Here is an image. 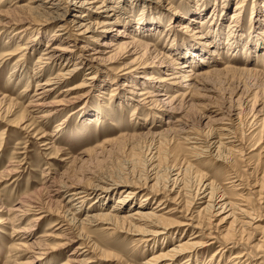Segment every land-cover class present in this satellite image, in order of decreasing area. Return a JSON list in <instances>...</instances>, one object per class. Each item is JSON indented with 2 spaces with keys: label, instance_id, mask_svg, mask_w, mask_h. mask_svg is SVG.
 <instances>
[{
  "label": "rangeland",
  "instance_id": "obj_1",
  "mask_svg": "<svg viewBox=\"0 0 264 264\" xmlns=\"http://www.w3.org/2000/svg\"><path fill=\"white\" fill-rule=\"evenodd\" d=\"M13 1L14 0H1L0 7H2V9L6 8L12 4ZM39 1L40 0H33L28 2V0H17L16 3L34 5ZM115 1L117 0H105V3L112 5L111 3ZM158 1L124 0L123 6L126 11L122 17L119 18L120 20L123 19L121 20L122 24L126 25L128 31L135 34L139 40L144 41L143 39L146 37L150 44H154L153 46L155 48L152 52L153 55L156 54L159 56L163 52L172 53L174 58L181 62V56L186 45L192 44L198 46L199 44L201 45V43L203 44L208 37L200 31V19L195 18V24H193V22L192 24L187 23L186 21L190 16V12H185V10H189L190 8L195 9V6H198L200 10L204 8L202 11L204 15H210V8L215 4V18L212 22L214 25L209 26L214 33L218 32L217 29L220 26V44L217 49L219 57L211 53V49L213 48L211 45H206L209 54H207L209 58L207 65L210 64V66L222 68L224 62V65H233L232 67H234L229 68L228 71L224 69L218 74L212 75L209 84L212 86L213 94L209 93L210 95L207 94V96H203L200 100H196L199 103L195 101V105L187 106L188 108L184 107L181 112L172 111L162 115V113L156 111V109L146 111L143 109L136 117L135 113H133V102L127 106L121 107V101H118L117 98L119 97L115 94L120 93L119 89L125 87H122L121 84H125L123 82H127L128 79H126L127 77L125 76H113L110 70L104 71V67H109V64L115 66L121 65L132 58L128 57L126 55L127 53L122 50H118L114 52L115 55L111 63H108L106 60H99L95 63V78H93L92 81L87 80V82L90 81V83L89 85H84V89L81 91V93L84 94L82 99L69 105L66 104L63 111L57 112L38 123V127L46 134L45 137L41 139L30 137L29 139L25 137L19 128L17 129V127L9 125L8 122L15 118H19L23 113L25 114L24 111L22 112L20 104L23 105L27 101L25 93H33L36 80H43L51 75V77H53L59 70L62 71L61 69L63 68H71L74 66L73 62L76 58L71 57L69 55L70 53L66 50H63V55L60 56V58H56L47 63L43 62L39 69H37L38 64H36V59L45 48L44 44L46 43V38L52 33L57 34L58 30H60L57 28L61 26V24H64V26L67 24L64 22L67 17L79 18L81 11L76 12L77 15H67L65 19L56 17L46 21H38L39 18H37L30 24V27L32 26L30 30L33 29L34 31H29L27 34L22 35V39L16 38L15 36H17V33H13V31L24 27L26 25L25 21L16 22L13 28L8 29L6 32H0V52L15 48L17 41L22 45L25 44L28 46V48L21 52H25V56L23 55V60L18 59L19 65L16 66V69H13L12 65L15 60H17L20 53L15 55L16 57L13 56L11 59L5 60L3 58L2 60V58H0V97L5 95L4 102L0 100V106L2 105V107H5L4 104H6L8 100H12L14 103H20L17 104L16 107L11 108V111L7 112L4 108L0 107V167L8 163L9 160H13L12 163H19L20 165L18 168L19 170L17 169V172L13 174L11 179L0 183V201L4 203V207L0 206V264H12V261L7 258V256L9 257L8 247L11 248L14 244L13 242L19 241L16 239L18 235H23L21 234L23 231L18 230L13 232V230L21 229L22 227H19V224L20 226H27V224H24L26 221L17 224L3 221L4 217L7 216L5 210L9 207L10 203L15 202L19 197L27 195L36 196L37 191L40 194V190H42L41 192L44 194L40 197V200L42 204L45 203L46 192L42 186V178L44 179V171H47L50 167L55 168V166L58 171H63L64 169L66 174L72 178L84 173L86 176L80 181L82 185L93 183V180L96 179L94 177L97 176H105V178L109 177V179L117 178V180L126 179L132 183L141 185V183L143 184L145 181L144 177L152 172L158 179L156 183L158 184V190H161L163 195L170 198L164 205L165 208L160 211L174 207L175 209L172 210L173 213H171L170 216L177 221L192 217L191 225H182L177 228L176 226H168L166 231L170 232L158 234L152 240L143 243L139 242L138 239L136 241L133 240L136 239L138 236L137 234L130 235L125 234V231L116 232L112 230H102L99 228L100 226L94 225L88 228L89 231L86 233L93 243L96 244L97 248L110 249L120 255L126 264H144L143 261L155 253L154 251H157L161 247H168L171 245L169 242L173 236H175L173 242L185 240L190 236V232H198L200 229L202 233L201 236H204V238L205 236H207L206 238L212 236L209 237V240H214L215 242L208 247L199 249L198 257L196 259L193 257V261H191L190 264H232L231 260H227L230 256V252L223 253L224 255L219 259V253L217 255L215 253L212 259H209L219 244L222 243V241L229 240L228 238L230 237H234L233 240L236 241V243H231V245H236L234 249H237L235 250L243 247L249 251L252 257L250 264H264V191L261 188L259 189L261 186L264 188V175H262L264 170V162L262 160L264 157L261 156L264 151V147H262L264 145V74L261 73V71H264V0L242 1V11L239 14L241 26L243 28L242 40L239 39L240 36L230 34L228 32L229 27L227 26L230 21L229 14L232 12L236 0H223V2L222 0H197V3H195L194 0ZM44 4L47 9L51 8V3L46 1ZM117 4L120 3L118 2ZM58 5V9H64L66 5L65 0H59ZM109 11L115 12L113 10ZM176 11L180 14H176ZM174 12L176 13L172 14ZM20 14H25V12H20ZM138 15H142L145 19L143 20L144 22L133 19ZM91 19L104 21L109 18L101 17ZM206 19H208V17ZM137 21H139V23H137ZM152 21L154 24L144 27L146 30L142 31V28L139 29L140 27L138 25L142 26L145 23L147 25V23ZM209 22L207 23L209 24ZM175 23H177V25H175ZM155 25L157 26L156 29L153 28ZM102 26V30L99 31L100 33L96 37L87 38L85 40L88 45H99L103 40L113 39L116 29L121 25L116 23L114 25L103 24ZM259 32H262V35ZM146 33H149L150 37L146 36ZM170 38H172V41ZM233 40H237L240 43L244 42L250 46V49L246 52L245 48L247 46L245 45L244 47H231V42ZM257 41L259 42L257 43ZM50 42L58 43L60 41L50 40ZM75 43L77 44V42ZM69 47L71 48V46ZM175 51H179V55L174 54ZM198 64L195 68L205 65L200 62H198ZM244 66L251 67V71H244L241 69ZM163 67L164 66L154 64L149 65L145 69L142 68V70L144 69L143 72L160 70L161 73L164 70ZM75 70L76 71L71 73L70 77L59 80L57 83L51 85V93L46 96L47 103H51L55 95L58 94L63 87L81 81L84 76L88 75L86 73L90 72L88 69L83 68L82 65ZM154 73L156 75L160 74L159 71H155ZM134 77H137L136 79L139 78L137 75H134ZM102 79H104V83L106 82L107 84L104 88L101 87ZM162 83L164 86H169L171 89L169 91L170 93H174L177 90H186V88L184 90L181 86L175 87L171 86L169 83ZM163 85L161 84L160 87L151 89L154 92H161L164 91L162 90V88H164L162 87ZM232 90L235 91V93ZM114 91H116V93ZM128 95L130 94L128 93ZM200 102L203 103L200 105L201 107L198 105ZM203 105H206V107H204L205 109H203ZM52 106L51 104L44 108H51ZM191 107L193 108L191 109ZM209 107H218L219 109H216L223 112L220 114L221 117L224 118L223 122L230 121V125H232L230 126L231 131L238 140L237 147H239L240 150L234 154H225L226 157L223 160H216L212 156H190L187 153L189 150L183 148L186 147V144H183L184 141L180 138L181 135L178 136L174 130H171L172 132L166 131L165 133L157 135L149 133H147V135L139 133L138 135V132H145L149 128L151 131L154 130L153 132L159 131V129L161 130L166 120H170V123H174L177 116H182L180 113H183L181 119L184 118L182 121L186 124L185 127L205 135L211 130L204 121V116L209 114V110L207 109ZM97 109H101L102 112L99 114V117H94L91 121L86 119L87 114ZM147 111L150 112L147 113ZM201 113L203 114L201 115ZM168 116L170 117L168 118ZM186 119L188 120L185 121ZM61 122L63 123L59 124ZM57 124L62 128L58 131H54ZM53 131L55 133L51 135ZM124 133L128 134L127 136L129 137ZM44 138L52 141V147L45 148V146L41 144L43 142L41 140ZM107 138H113V140L104 142ZM55 147L59 148L60 151L53 157H49L50 152L52 153ZM64 158L67 160L70 159V161L64 164L63 162L66 161L63 160ZM186 163H192V167L185 169L184 165ZM178 170L180 174L178 172L179 175L177 176L176 185H174L172 181L169 182L168 180L167 182L168 177L171 176L170 179L173 178V175H175V172ZM234 174L239 176L241 180L240 185L236 184L239 183L240 180L234 177ZM13 178H15V180L11 181ZM232 178H234L235 181L225 183ZM203 180H212L211 183L215 188L214 193L217 195H219L221 191L226 194L223 196H227V198L233 197V194L239 191L246 194V203L252 208V215L255 216V221L252 225L232 221L231 217L221 220L223 213L220 216H211L208 211L204 210L197 214L196 211L205 204V202L202 201L208 198L206 196L200 197L202 195L201 191H203ZM4 183L8 185L4 186ZM165 183L168 189L164 188ZM230 184L237 185V187L240 186V189H236V186H228ZM39 186H42V188L40 187L39 189ZM121 187L122 189L126 188V186L117 183L112 189L107 190L110 191L109 195H105L108 196L107 198L100 197L101 195L99 194L97 197H95V194H91L85 199L83 206L91 210L93 208V211L98 209H102V211L109 210L112 206L111 204L115 202L119 195L117 192ZM136 189V191L145 190L143 188ZM169 189L173 191H168ZM208 190L207 188L206 192ZM101 191L102 189L98 188L96 192ZM203 194H205V192ZM61 197L63 199H61ZM157 197H160V195H152L147 198L150 202H148V205H146L148 207L145 209H149V206L154 205L155 201H153V199ZM66 198H68L66 194L62 196V194L59 193V195L53 199L54 202L59 200L60 206L63 205L62 212H64L67 207L71 208L73 206L71 204H78V202H74L73 200H69L68 203H66ZM137 200L138 199H134L133 204ZM88 203L91 204V207L87 206ZM129 204L128 202L126 203V205ZM76 207L78 206H74V209H77V212L80 214L78 217L81 219L88 209H84L81 212V208ZM237 215L240 216V214ZM48 216L35 222L31 230V232L34 233V237L39 236V234L44 235V233L48 234L55 232V228L58 225L49 227L50 222L55 217L51 215ZM187 221H189V219ZM33 223L32 221L28 224ZM48 235L50 236L44 235L45 242L52 245V243L55 242V238L51 234ZM167 239L168 242H166ZM195 239L197 238L189 240ZM161 241H163V243H161ZM76 244L77 241L68 242L62 248L57 249L52 255H44L41 253V249L34 248L29 258L26 257V255H22L17 260L16 264H59L60 261L66 260L67 253ZM182 258L183 255L175 261V264H181ZM110 263H112L111 260H99L86 264Z\"/></svg>",
  "mask_w": 264,
  "mask_h": 264
},
{
  "label": "bare ground",
  "instance_id": "obj_2",
  "mask_svg": "<svg viewBox=\"0 0 264 264\" xmlns=\"http://www.w3.org/2000/svg\"><path fill=\"white\" fill-rule=\"evenodd\" d=\"M30 1L33 0H28V2ZM46 1L51 3L50 6L51 8L49 9L46 8V5L44 4ZM161 1L169 2L168 0H159L158 2ZM194 1L195 3H197V0ZM242 1L243 0L240 1L236 0V4L234 8L232 12L229 14L230 21L227 25L229 27L228 32L230 34H236L237 36H240L239 39H241L243 35V28L241 26L240 16H239V14L242 11ZM16 2L17 0H14L12 4H10L9 6L3 9L2 7H0V32L1 33L6 32L8 29L13 28V25L16 22L25 21L26 25L24 27L18 28L17 30L13 31V33H17V36L15 37L19 39L21 38L22 35L27 34L29 31L31 32L34 31L33 29L30 30L32 28V26L30 27V24L34 22L37 18H39L38 21L39 20L46 21L48 19H53L56 17H61L65 19L67 15L70 14L77 15L76 12L81 11L79 18L67 17V19L64 21L67 24L65 26L64 24H61V26L57 28L60 29L58 30L57 34L52 33L51 35H49L48 38H46L45 41L46 43L44 44L45 48L41 51V53L37 56L36 59L37 61L36 64H38L37 69H39V67L42 65L43 62L47 63V62H51L52 60H55L56 58H60V56L63 55L64 52L63 50H66L70 53L69 55L71 57L76 58L75 61L73 62L74 66L71 68H65V69L63 68L61 69L62 71L59 70V72H57L53 77H51L52 76L51 75L43 80L42 79L36 80V83L34 84L33 93L31 94L28 92L25 93V96H27V101L25 104L22 105L19 102L14 103L12 100H8L6 101L7 103L5 102L6 104H4L5 107H2V105L0 106L4 108L5 111L7 112V111H11V108L16 107L17 104L21 105L22 112L24 111L25 114L24 113L21 114L19 118H15L9 121L8 123L11 126L17 127V129L19 128V130L25 135V137H28L29 139L30 137H36V139H41L45 137L46 134L43 132V130H41L38 127L39 125L38 123H40V121H43L45 118L54 115L57 112L63 111L64 106L66 104L69 105L74 103L75 101L82 99L84 94H82L81 91H83L84 85H89L90 81H92L93 78H95L94 75L95 63L99 60H106L108 63H111V61H113L115 51L122 50L123 52L127 53L126 55L128 57H132V58L121 65L115 66L109 64L108 65L109 67L106 66L104 67V71L106 72L110 70L113 76L127 77L126 79H128V81L123 82L125 84H121L122 87L123 86L125 87L119 89L120 93H116V91L114 92L116 93L115 95L119 97L117 98L118 101H121L120 104L121 107L127 106L128 104H131L133 102V113H135V116L137 114H140V112L143 111V109L145 111L156 109V111L161 112L162 115L172 111L181 112L184 107L188 108L191 105H195L194 102L196 100H200L203 96L205 97L207 96V94L213 92V89L211 88L212 86H210L209 84L210 82L209 80L212 78V75L216 73L218 74L224 69H227L228 71L229 68H234L232 67L233 65L232 66H228L227 64L224 65V62L222 68L221 67L218 68V66H210V64H208L210 67L207 65L209 58L207 56L208 48L206 45H211L213 47L211 49L212 51L211 53L216 57H219L218 56L219 53L217 49L220 44L219 41L220 26L218 27L219 30L216 28L218 31L216 33H214V31L211 30V27L209 26V25H214L212 24V22L214 21L215 18L214 17L215 16L214 10L216 9L215 4H213L212 7L210 8L211 10L210 15L209 14L204 15L203 14L204 12H202L204 8L200 10L198 6H195V9L190 8L189 10H185V12L187 11L190 12L189 14L190 16L187 18L186 22L191 24L193 22V24H195L194 19L199 18L201 22L200 31L203 32L205 36H207L208 38L204 41L203 44L201 43V45L199 44L198 46L192 44L186 45L181 56L182 61L179 62L174 58V55H172V53L163 52L159 56L156 54L153 55L152 52L154 51L155 48L153 46L154 44H150V42L147 41L146 37H144L143 39L144 41H141L136 37L135 34H132L130 31H128V27L126 25H123L121 22V20L123 19L121 20L119 19L126 11L124 10V6H123L124 0H117L114 3H111L112 5L105 3V0H65L66 5L64 6L65 7L64 9H58L59 0H40L38 3H35L34 5L32 4L26 5V3L18 4ZM118 2L120 4H117ZM109 10H113L115 12L113 13L112 11ZM20 12H25V14H20ZM176 12L172 14L175 13L180 14L178 13V11ZM101 17L109 18V19H106L104 21L91 19V18H101ZM207 17L208 19H206ZM133 19L139 20L140 22H144L143 20H145L142 17V15H138ZM139 21H137V23H139ZM207 22H209V24ZM116 23H119L121 26L116 29V33L113 39L103 40L100 42L99 45L96 44L88 45L86 43L85 40L87 38H94L100 33L99 31L102 30L103 24L114 25ZM152 24H154L153 21L147 23V25L145 23L142 26L140 25L138 26L140 27L139 29L142 28L143 31L146 30V28L144 29V27L148 25L151 26ZM175 25H177V23H175ZM156 27L157 26L155 25L153 28L156 29ZM149 33H146L145 35L150 37ZM259 33H261L262 35V32ZM50 40L60 41V42L54 43V42H50ZM170 40L172 41V38H170ZM75 42H77V44ZM258 42L259 41H257V43ZM244 45L247 46L245 48V51L247 52L250 49L249 45L245 44L244 42L240 43L237 40H233L231 42V47L233 46L234 48H237L238 46L244 47ZM69 46H71V48ZM26 48H28L27 45L25 44L22 45L20 44L19 41H17L15 48L7 51L3 50L4 52H0V58H2V60L3 58L5 60L11 59L13 56L20 53L18 55L17 60H15L14 64L12 65V68L16 69V66L19 65L18 59H22L25 53V52L24 53L21 52L24 51ZM179 53H180L179 51H175L174 54L179 55ZM198 62L205 65L200 66L199 68H195ZM154 64L164 66L163 72L160 73V70H153V72L151 71L143 72V70L147 68L149 65H154ZM81 65L83 68H86L90 71L86 73L88 75L84 76V78L77 83L69 84L63 87L58 92V94L55 95L53 101L51 103H47L46 96L51 93V89H52L51 85L57 83V81L59 80H64L67 77H70L71 73L76 71L75 69H78V67H81ZM142 68L144 69L142 70ZM241 69H243L244 71H251V67L248 66H244ZM155 71H159L160 74L156 75L154 73ZM261 73L264 74V71H261ZM134 75H137L139 78L136 79L137 77H134ZM87 80L90 81L87 82ZM162 82L169 83L171 86H175V87L181 86L182 88H184V90L186 88V90L185 91L175 90L176 92L170 93L169 91L171 89L169 88V86L166 85L164 86ZM101 83H102L101 84L102 88L107 86L106 82L104 83V79L101 80ZM161 84L163 85L162 87H164L162 88V90L164 91L154 92L151 89L154 87H160ZM233 92L235 93V91ZM128 93L130 95H128ZM4 96L5 95H2L0 97L1 102L2 101L4 102L5 100ZM51 104L53 105L51 108H44ZM202 104L203 103L200 102V104L198 105L200 106ZM193 107H191V109ZM202 107L203 109H205L204 107H206V105H203ZM216 108L215 107L207 108L209 110V114L204 116V121L207 123V125L210 127L211 130L209 133L207 132L205 135L203 133L200 134L194 132L192 131L193 129L191 130L185 127L186 124L182 121L184 118L181 119L183 113H180L182 116L176 117L174 123H170V120H166L164 122L163 128L161 130L159 129V131L153 132L154 130L151 131L148 126L149 129L147 131L138 132V135L139 133L144 135H147V133L157 135V134L165 133L166 131L168 132L174 130V132L176 131L178 136L181 135L180 138L184 141L183 144H186L185 145L186 147L183 148L189 150L187 151V153L190 156L191 155L195 157L212 156L216 160H223L226 157L225 154L228 155L234 154L235 152H238V150L240 149L239 147H237L238 140L231 131L230 126L232 125H230V121L223 122L224 118L221 117L220 115L223 112H220L218 110L219 108L218 109ZM148 112L150 111H147V113ZM100 113H102L101 109H97L91 112L90 114H87L86 115L87 117L86 116L85 117L86 119H89V121H91L92 118L99 117ZM202 114L203 113H201V115ZM169 117L170 116H168V118ZM187 120L188 119H186L185 121ZM62 123L63 122L59 124ZM59 124L55 126L54 131H58L59 129L62 128L60 127ZM54 131L51 135L55 133ZM125 135L127 136L128 134ZM112 140L113 138H107L106 140H104V142H110ZM41 141H43L41 144L44 145L45 148L52 147L51 140L44 138ZM262 147H264V145ZM59 151L60 149L55 147L53 152L52 153L50 152L49 157H53ZM261 156L264 157V151L261 154ZM63 160H66L63 162L64 164L70 161V159L67 160L66 158H64ZM12 161L13 160H9L8 163L0 167V183L3 181L6 182L7 180L11 179L13 174L17 172V169L20 167L19 163L18 164L12 163ZM262 161L264 162V159ZM191 164L192 163H186L184 165L185 169L192 167ZM178 172L179 170L175 172V175H173L174 177L171 179H170L171 176H169L167 182L169 180V182L172 181L173 184L176 185L177 176L180 174V172L179 174ZM262 175H264V170ZM85 176L86 175L82 173L79 174L77 177L72 178L66 174L64 169L63 171L62 170L58 171L56 166L55 168L50 167L48 168L47 171H44V175H43L44 179L42 178L43 181L42 186L46 192L45 203L42 204V201L40 200V197L44 195L43 192H41L42 190H40V194L37 191L36 196L35 195L21 196L15 202L10 203L9 207L5 210L7 216L4 217L3 221H9L12 224H17V223H21L22 221H26L24 224H27V226H20L19 224L18 226L22 228L13 230V232L18 230L23 231L21 233L23 235L21 236L17 234L18 238L16 239H18L19 241L13 242L14 244L12 245L11 248L8 247L9 257L7 255L6 256L8 259L12 261V264H16L17 260L22 255H26V257L29 258L31 256V251L34 248L41 249L42 250L41 253H43L44 255L46 254L52 255L57 249L62 248L66 243L74 242V241H77V244L74 245L67 253L66 260L62 262L60 261L59 264H86V263L97 262L99 260H111L112 263L110 264H126L124 262V259L120 255L116 254L110 249L97 248L96 244L93 243V241L86 233L87 231H89L88 228L94 225V226H100L99 228L102 230H112L116 232L125 231V234H130V235L137 234L138 236L136 237V239L133 240L136 241L138 239L139 242L143 243L152 240L158 234L170 232V231H166L168 226H176L177 228V227H181L182 225L192 224L191 222L192 217L186 218L185 220L182 221L179 220L177 221L174 218H172L170 214L173 213L172 210L175 209L174 207L166 208L160 211L161 209L165 208L164 205L167 203V201L170 200V198L166 195H163L161 190H158V184H156L158 182V179L153 175L152 172L144 177L145 181L143 182V184L141 183V185L138 183H132L131 181H128L126 179L124 180L123 179L117 180V178H115L116 180L109 179L108 175H107L108 178H105V176L103 177L93 176L94 178H96L93 180L94 181L93 183L82 185V182L80 181L81 179L85 178ZM234 177L240 180L237 174H234ZM14 180L15 178H13L11 181ZM231 181H235V179L232 178L230 181H227L225 183ZM211 182L212 180L202 181L203 191H201L202 195L200 197L206 196L208 198L207 200L202 201L205 202V204L196 211L197 214L204 210L208 211L211 214V216L212 215L220 216L223 213V216H221V220L231 217L232 221L235 222L238 221L241 222L242 224L252 225V223L255 221L254 220L255 216L252 215L253 214L251 210L252 208L249 207L248 204L246 203L245 200L247 198L245 196L246 194L242 193V191H239V192H235L233 194V197L227 198V196H223L226 194L221 191V193L217 195L216 193H214L215 188L213 187ZM117 183L126 186V188L122 189L121 187L118 190L117 193H119V195L117 196L115 202L111 204L112 206L109 210L102 211V209H98L93 211V208L91 210L83 206L85 203V199L91 194H95V197H97V195L99 194L101 195L100 197L107 198L108 196L105 195H109L110 192L107 190L112 189V187H114ZM236 184L240 185L241 180L239 183ZM6 185L8 184H5L4 186ZM42 186H39V189L40 187L42 188ZM166 186L167 185L165 183L164 188L168 189ZM228 186L237 187V185H231V184ZM98 188L102 189V191L96 192ZM136 188L139 189L143 188L145 190L136 191L137 190ZM207 188L209 190L206 192ZM260 188L263 189L264 191L263 186L259 187V189ZM171 189H169L168 191H173ZM236 189H240V186L237 187ZM204 192L205 194H203ZM59 193H61L62 196L66 194V197H68L65 200L66 203H68L69 200H73L74 202H78V204L73 203L71 204L73 205L72 206L73 209L72 207L71 208L67 207L66 210L62 212L63 205L60 206L59 200L55 202L53 200L55 197L59 195ZM152 195L154 196L160 195V197L153 199V201H155V204L149 206V209H145L146 207H148L146 206L148 205V202H150L147 198L151 197ZM61 199L63 198L61 197ZM134 199H138V200L135 201L133 204ZM127 202L130 204L126 205ZM53 203H58V204H53ZM3 204L4 203L0 201L1 207H4ZM74 206H78L76 208H81V212L84 209H88L84 213V216L81 219L80 217H78L80 214L79 212H77V209H74ZM87 206L91 207V204L88 203ZM237 214H240V216ZM48 215L55 217L50 222L49 227L58 225L55 228L56 229L55 232L53 231L54 233H48L55 238V242L52 243V245H49L47 242H45V236H50V235L44 233L45 236L43 234L42 235L39 234V236L34 237V233L31 232V230L33 229V225H35V222L43 217L44 218L47 217ZM246 218H249L250 220ZM188 219L189 221H187ZM32 221L34 222L33 224H28ZM200 231L201 229L198 230V232L196 231L190 232V236L187 239L177 240L176 242H173V238L175 237L173 236L169 242L171 243V245H169L168 247H161L157 251H154L155 253L150 255L146 260L143 261V263L144 264H159V263L175 264V261H177V259L183 255V258L180 263L190 264L191 261H193L192 259L193 257H195V259L198 257L197 255H199V249L208 247L209 245H212L215 242L214 240H209V237L212 236H209L208 238H206L207 236H205V238L204 236H201L202 233ZM192 238H197V239L189 240ZM233 238L234 237H230L228 238L229 240L222 241V243H220L219 246L213 251L211 258L209 259H212V256H214L215 253L216 255L219 253L218 256L219 259L224 255L223 253L230 252V256L228 257L227 260L228 261L231 260L232 264H243V263L250 264L251 262L250 260L252 258L251 254L246 248L243 247L238 250H235L237 249V248L234 249L236 245H231L232 242L236 243V241H234ZM166 242H168V239L166 240ZM161 243H163V241H161Z\"/></svg>",
  "mask_w": 264,
  "mask_h": 264
}]
</instances>
